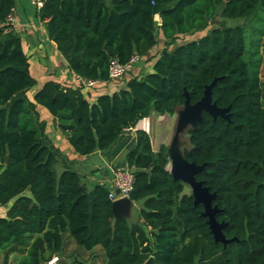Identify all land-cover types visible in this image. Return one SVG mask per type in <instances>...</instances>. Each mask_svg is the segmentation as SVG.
<instances>
[{
	"label": "trees",
	"instance_id": "16d2710c",
	"mask_svg": "<svg viewBox=\"0 0 264 264\" xmlns=\"http://www.w3.org/2000/svg\"><path fill=\"white\" fill-rule=\"evenodd\" d=\"M42 1L39 18L75 77L105 84L112 81V60H148L159 33L165 47L152 72L94 102L78 82L56 81L46 82L31 102L28 93L37 81L22 39L8 23L15 0H0V206L13 202L0 218V262L47 264L74 244L80 261L73 264L99 253L105 258L100 264H264L262 58L251 61L260 45L253 43L251 53L245 27L221 24L170 49L180 36L205 31L219 16L255 18L264 12V0ZM216 79L213 101L231 107L230 121L204 112L198 128L188 132L184 154L205 166L197 180L217 196L216 218L227 224L225 237L237 239L227 247L215 242L204 207L195 205L188 186L173 180L168 147L155 152L145 130H137V144L126 157L134 175L130 200L140 205L137 224L114 218L109 188L89 191L79 172L58 170L59 157L46 144L42 124L32 130L22 123L42 106L75 152L89 156L112 149L123 133L154 114L174 115L185 93L196 104ZM13 254L21 255L14 263Z\"/></svg>",
	"mask_w": 264,
	"mask_h": 264
},
{
	"label": "crops",
	"instance_id": "0c3cea01",
	"mask_svg": "<svg viewBox=\"0 0 264 264\" xmlns=\"http://www.w3.org/2000/svg\"><path fill=\"white\" fill-rule=\"evenodd\" d=\"M15 4L12 13L14 20L11 24L12 29L22 39L24 51L29 57L30 72L37 81V86L28 93L29 100L34 102L36 93L48 81L76 85V77L70 71L66 58L58 51L57 45L50 40L46 26L40 20L39 14L31 5L30 0H15ZM158 22L160 23V21ZM153 63L149 67L147 73L152 72ZM141 69L142 65L139 63L130 71L133 76L127 75L126 78L124 77L121 80H112L105 84H98L95 88L85 89L84 94L91 102H94L97 97L102 94L111 95L118 92L126 88L127 82L131 78L136 77L141 72ZM38 77H40L41 80H39ZM33 114V120H35L38 125H43L45 142L48 147L58 155L61 168L69 167L79 172L82 176L83 183L87 186L89 191L94 190L97 185L106 186L110 191L114 190V172L117 169L127 167V154L132 151L137 144V130H144V128L128 130L122 134L119 141L112 149L105 152L96 151L89 156H81L70 146L67 136L59 129L58 120L54 118L47 109L37 105ZM146 132L150 134V130ZM152 144L154 151L157 152L153 141ZM26 194L29 195L30 193L26 192ZM12 205L13 202L7 206H0V218L7 217ZM134 209L129 220L140 224L141 220L138 216L140 205L134 203ZM75 249L76 246L71 244L64 255L58 254L52 261L54 259H57V261L70 259L71 264H73V262H79L80 260L74 252ZM96 256H99V260L97 259L98 261L95 260ZM20 257L21 255L13 254L11 256V262L14 263L16 260L20 259ZM103 259V254L101 253L94 256L86 255L83 264H98L100 261H103ZM95 261L96 263H94ZM0 264L3 263L0 262Z\"/></svg>",
	"mask_w": 264,
	"mask_h": 264
},
{
	"label": "water",
	"instance_id": "95a60500",
	"mask_svg": "<svg viewBox=\"0 0 264 264\" xmlns=\"http://www.w3.org/2000/svg\"><path fill=\"white\" fill-rule=\"evenodd\" d=\"M217 79L208 86L204 92L203 98L196 104H192L189 94L185 93L186 101L182 109L177 112L178 119L175 134L170 146L168 147V155L170 164L168 169L173 180L182 182L191 189L194 203L196 206L204 207L203 216L208 218V225L213 234L216 243H221L225 247L237 241V239H227L224 230L227 224L217 221V214L220 212L217 206H214L216 194L211 193L210 188L205 186L203 181L197 180V175L204 171L205 166H199L194 162L186 159L181 141L182 136L189 132L190 129L196 130L203 120V113L207 112L214 120L222 118L230 121V110L228 108H220L213 101L212 89L215 87ZM190 143V142H189ZM119 194V190L117 191ZM134 209V202L130 199H120L113 203V215L115 219L129 220ZM56 264H71V260H59Z\"/></svg>",
	"mask_w": 264,
	"mask_h": 264
},
{
	"label": "rangeland",
	"instance_id": "374dc122",
	"mask_svg": "<svg viewBox=\"0 0 264 264\" xmlns=\"http://www.w3.org/2000/svg\"><path fill=\"white\" fill-rule=\"evenodd\" d=\"M158 21V20H157ZM224 22V23H223ZM221 24H224L227 27H235V26H243L246 29V44L249 51L255 52L256 46L253 48V43L255 45H260V54H256L254 57H252L251 61L257 62L258 60L262 58L261 62V78L263 82V88H264V35L260 36L259 33L264 32V12H260L255 18H251L249 20H225L221 16L218 17V19L215 22H211L209 27L203 31V32H195L193 34L187 35V36H180L178 40L173 43L172 46H170V49H173L174 47L184 45L186 43H189L194 40H198L207 34H209L212 29L219 27ZM159 38V44L157 47L153 50L152 55L147 60H140V64L142 65L141 72L137 75V77L143 76L148 70L151 64L154 62V60L159 56V54L162 52V50L165 47L164 39L161 35V33L158 34ZM256 40H261L259 43L256 42ZM250 57V56H249ZM251 58V57H250ZM138 63V64H139ZM129 76H133L132 73L128 74ZM39 80H41L40 77H38ZM182 107H179L176 109L174 115H165V116H158L156 114L152 115L150 118L145 119L141 121L137 128H146L148 124V128L150 130L152 141L154 142L155 148L157 151H159L160 147L162 145H165L167 147L170 146L172 139L175 134L176 124L178 115L177 112L181 110ZM34 114L32 113L24 115L22 123H28L29 129L32 130H39V125L35 120H33ZM28 121V122H27ZM182 144H183V150H187L190 148L189 143V135L188 132L185 133L181 138ZM61 166H58V170H61ZM187 192H191V189L188 187ZM135 210V209H134ZM136 211V210H135ZM105 261V258L103 259ZM100 264V262L98 263ZM104 264V262H102Z\"/></svg>",
	"mask_w": 264,
	"mask_h": 264
},
{
	"label": "built area",
	"instance_id": "2783aa9c",
	"mask_svg": "<svg viewBox=\"0 0 264 264\" xmlns=\"http://www.w3.org/2000/svg\"><path fill=\"white\" fill-rule=\"evenodd\" d=\"M33 8L39 13L43 7L42 0H30ZM14 22L12 14L8 18V23ZM141 58L139 56H133L130 62L126 65L120 64L117 60H112L109 67V75L111 80L123 79L139 62ZM77 82L83 86L84 90L95 88L99 82L89 81L84 78L76 77ZM144 130L149 131L148 124ZM128 131V130H127ZM134 185V175L129 168H120L114 172V190L111 191L109 198L113 202L120 199H130L131 192ZM119 190V194L117 191ZM58 261L54 259L50 264H56Z\"/></svg>",
	"mask_w": 264,
	"mask_h": 264
}]
</instances>
